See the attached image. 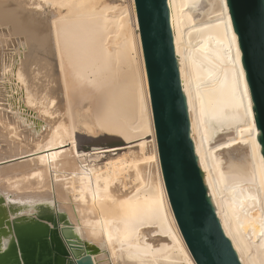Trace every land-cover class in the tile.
I'll return each instance as SVG.
<instances>
[{
  "label": "bare ground",
  "instance_id": "bare-ground-1",
  "mask_svg": "<svg viewBox=\"0 0 264 264\" xmlns=\"http://www.w3.org/2000/svg\"><path fill=\"white\" fill-rule=\"evenodd\" d=\"M168 4L209 195L241 264H264V160L229 9ZM0 28V101L17 112L0 111V161L32 157L0 169V195L56 204L99 248L96 264H196L161 172L134 0H0ZM21 45L17 65L7 49ZM78 133L129 152L85 175Z\"/></svg>",
  "mask_w": 264,
  "mask_h": 264
},
{
  "label": "water",
  "instance_id": "water-1",
  "mask_svg": "<svg viewBox=\"0 0 264 264\" xmlns=\"http://www.w3.org/2000/svg\"><path fill=\"white\" fill-rule=\"evenodd\" d=\"M134 2L160 167L179 230L196 264H241L218 218L191 138L168 0ZM230 3L264 160V84L259 77L264 28L249 30L246 23L264 5L260 0ZM22 159L1 162L0 167ZM13 201L12 195H0V264H96L99 248L77 235L56 204Z\"/></svg>",
  "mask_w": 264,
  "mask_h": 264
},
{
  "label": "rangeland",
  "instance_id": "rangeland-1",
  "mask_svg": "<svg viewBox=\"0 0 264 264\" xmlns=\"http://www.w3.org/2000/svg\"><path fill=\"white\" fill-rule=\"evenodd\" d=\"M117 3H120V1ZM198 14H200V12L196 13V15H198ZM1 30H2V28H0V31ZM7 50H8V52H10L12 54L13 53L14 54L15 53L20 54V56L17 57V59H16V62H17L16 64L18 65L19 61L21 59H23V54H25V52L27 51V48H26V45H21L20 47L18 46V49L14 46V47H11ZM11 69L12 68H8L7 71H10ZM14 70H15V68H14ZM0 73H1V71H0ZM14 74H15V72H12V75H14ZM3 82L6 83L8 81L6 79H4V80L2 79L0 81V83H3ZM13 93H15L17 95V92H13ZM8 96L10 97V95H8ZM8 106H9V104L7 102L0 101V111H2V113L7 112L11 115L17 114L16 110L9 108ZM24 110H26V108H23L21 111L23 112ZM27 115L31 119V121L38 119L37 118V112L34 110H31V114L29 115L27 113ZM45 129L46 128H44L43 130L45 131ZM78 136H77L78 137L77 138V148H78L79 156L83 157V160L85 162V163H83V165H84L85 169L88 168V170L84 171V172H87V173H85V175L89 174L88 171H90L92 167L101 168L100 172H103L104 170L102 168L105 164H107L109 162V159L116 158L118 156L123 155L124 153L126 154L129 152L128 150L130 147H128L125 144V142L118 136L103 134V135H100L99 137H91V136H87L85 133L84 134L78 133ZM146 141L150 142L151 138L147 139ZM134 144L137 145L138 143H134ZM66 148L68 149L69 147H66ZM134 148H132V150H134ZM113 149H116V150L113 151ZM31 158L32 157L29 154H24V155H21L18 157H14L12 159L2 160V161H0V163L4 162V161H8V160H14V159H22V160L17 161V162H23V161H27ZM17 162L2 165L0 167V169L3 167L9 166L11 164L17 163Z\"/></svg>",
  "mask_w": 264,
  "mask_h": 264
},
{
  "label": "snow or ice",
  "instance_id": "snow-or-ice-1",
  "mask_svg": "<svg viewBox=\"0 0 264 264\" xmlns=\"http://www.w3.org/2000/svg\"><path fill=\"white\" fill-rule=\"evenodd\" d=\"M261 5H264V0H260ZM222 7H227L231 10L230 0H223ZM249 30L255 29L257 26L264 28V11L253 13L246 21ZM256 74V73H255ZM257 76V74H256ZM259 77L262 84H264V59L261 61L259 69Z\"/></svg>",
  "mask_w": 264,
  "mask_h": 264
}]
</instances>
